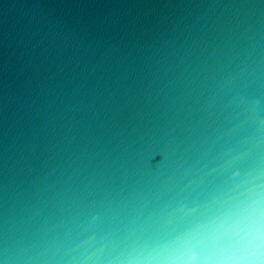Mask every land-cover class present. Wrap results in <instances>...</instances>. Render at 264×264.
<instances>
[{"label":"water","instance_id":"obj_1","mask_svg":"<svg viewBox=\"0 0 264 264\" xmlns=\"http://www.w3.org/2000/svg\"><path fill=\"white\" fill-rule=\"evenodd\" d=\"M252 182L264 0H0V264H171L87 257Z\"/></svg>","mask_w":264,"mask_h":264},{"label":"snow or ice","instance_id":"obj_2","mask_svg":"<svg viewBox=\"0 0 264 264\" xmlns=\"http://www.w3.org/2000/svg\"><path fill=\"white\" fill-rule=\"evenodd\" d=\"M239 176L246 170L240 166ZM251 187L238 189L210 215L186 217L185 227L163 234L136 229L108 240L87 258L94 261L166 260L171 264H264V195Z\"/></svg>","mask_w":264,"mask_h":264}]
</instances>
